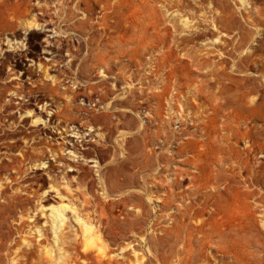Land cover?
<instances>
[{"label":"rangeland","instance_id":"374dc122","mask_svg":"<svg viewBox=\"0 0 264 264\" xmlns=\"http://www.w3.org/2000/svg\"><path fill=\"white\" fill-rule=\"evenodd\" d=\"M0 264H264V0H0Z\"/></svg>","mask_w":264,"mask_h":264}]
</instances>
